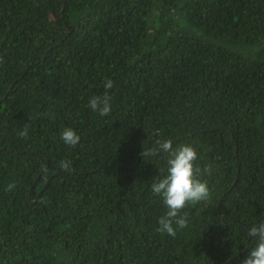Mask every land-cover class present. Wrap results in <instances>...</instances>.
<instances>
[{
  "label": "trees",
  "instance_id": "trees-1",
  "mask_svg": "<svg viewBox=\"0 0 264 264\" xmlns=\"http://www.w3.org/2000/svg\"><path fill=\"white\" fill-rule=\"evenodd\" d=\"M165 140L211 190L175 237ZM261 222L264 0H0V264H241Z\"/></svg>",
  "mask_w": 264,
  "mask_h": 264
},
{
  "label": "clouds",
  "instance_id": "clouds-1",
  "mask_svg": "<svg viewBox=\"0 0 264 264\" xmlns=\"http://www.w3.org/2000/svg\"><path fill=\"white\" fill-rule=\"evenodd\" d=\"M114 81L107 79L104 82L105 92L102 96H93L89 100V107L92 111L101 116H107L111 112V96L108 90L112 89ZM28 124L19 132L21 138L28 136ZM62 141L69 147H75L80 143L81 137L72 128H65L61 133ZM167 156L166 173L151 185L154 195L161 198L166 208L165 215L158 220L157 231L175 237L177 229L187 227V213L183 212L189 205H196L211 198V190L207 181L200 179L201 168L197 165L198 153L189 144H178L173 146L172 140L158 141L157 147L143 149L141 156H157L159 153ZM60 168L66 171L71 170V162L62 160ZM210 173V168L204 169ZM14 187L9 184L5 191H11ZM183 213V214H182ZM248 235L254 238L256 244L250 249L241 264H264V222L252 226Z\"/></svg>",
  "mask_w": 264,
  "mask_h": 264
}]
</instances>
